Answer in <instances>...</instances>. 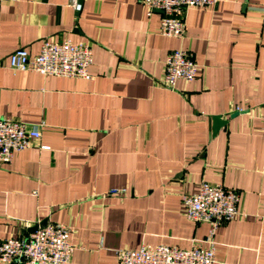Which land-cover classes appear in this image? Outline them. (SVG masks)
Returning <instances> with one entry per match:
<instances>
[{
  "label": "crops",
  "instance_id": "crops-1",
  "mask_svg": "<svg viewBox=\"0 0 264 264\" xmlns=\"http://www.w3.org/2000/svg\"><path fill=\"white\" fill-rule=\"evenodd\" d=\"M78 1L79 11L71 0H0V116L40 131L0 163V240L62 223L68 264L206 246L209 224L189 220L181 196L207 181L239 193V213L215 230L214 264H264V0L190 7L183 37L161 35V13L142 0ZM44 39L89 42L90 77L8 68L11 51L33 56ZM175 49L198 71L170 89Z\"/></svg>",
  "mask_w": 264,
  "mask_h": 264
},
{
  "label": "built area",
  "instance_id": "built-area-1",
  "mask_svg": "<svg viewBox=\"0 0 264 264\" xmlns=\"http://www.w3.org/2000/svg\"><path fill=\"white\" fill-rule=\"evenodd\" d=\"M146 14L159 11L158 31L161 35L183 37L186 32L185 13L190 7H207L216 0H142ZM79 11L81 4L71 0ZM92 63L89 42L73 43L42 40L37 54L31 56L25 47H18L7 55L12 71H34L44 76L89 78ZM198 65L189 50L175 49L168 53L162 78L164 87L173 89L177 80L191 81L197 75ZM40 131L35 126L6 116H0V163L9 162L14 151L30 146ZM48 148V147H43ZM124 189H113L109 194H120ZM239 193L221 183L202 181L194 193H184L181 204L184 215L193 222L209 224L206 246L198 244L179 248L165 244L141 245L137 249L121 248L115 251L117 264H214L216 228L238 213ZM71 229L62 223H36L25 236L0 240V264H68L74 245L69 242Z\"/></svg>",
  "mask_w": 264,
  "mask_h": 264
},
{
  "label": "water",
  "instance_id": "water-1",
  "mask_svg": "<svg viewBox=\"0 0 264 264\" xmlns=\"http://www.w3.org/2000/svg\"><path fill=\"white\" fill-rule=\"evenodd\" d=\"M214 120V131L216 132L222 125L225 124V121L222 120V117L220 115H216L213 117ZM36 227V225H34L33 227H31L29 229V232L32 231L34 228Z\"/></svg>",
  "mask_w": 264,
  "mask_h": 264
}]
</instances>
